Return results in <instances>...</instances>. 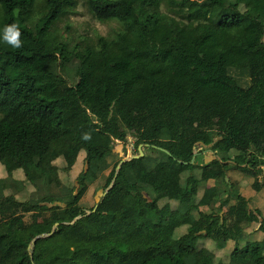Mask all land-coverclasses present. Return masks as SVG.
<instances>
[{
  "label": "trees",
  "instance_id": "16d2710c",
  "mask_svg": "<svg viewBox=\"0 0 264 264\" xmlns=\"http://www.w3.org/2000/svg\"><path fill=\"white\" fill-rule=\"evenodd\" d=\"M78 3L0 0V167L46 187L0 193V264H264V0H87L118 26L66 36ZM130 136L144 156L113 181L122 159L105 174L109 157L129 155ZM151 149L162 175L143 182L135 163L151 173Z\"/></svg>",
  "mask_w": 264,
  "mask_h": 264
},
{
  "label": "rangeland",
  "instance_id": "374dc122",
  "mask_svg": "<svg viewBox=\"0 0 264 264\" xmlns=\"http://www.w3.org/2000/svg\"><path fill=\"white\" fill-rule=\"evenodd\" d=\"M69 21L71 23V29L65 30V35L66 36H77V35H95L97 33L102 34V35H108V33H110L111 29H113L114 27H117L118 24L115 22H110V23H103L95 18H93L92 14L89 11V8L87 6V0H79L77 9H76V13L70 15L69 17ZM129 141L127 143V148H129V155L127 153L126 156H124L123 151L121 149V146H118L115 151L114 154L109 157V160L111 162V166L110 168H108L105 171V174H108L111 169L112 166L114 164L115 161H117L118 159H131L134 154L135 151H133V147L131 146V144L133 143L134 139L133 137H129ZM94 145L92 144L91 147H93ZM152 152V158L149 157V159L145 160V165H147L148 167H155V169L150 173V172H145V167L142 163H135V168L136 170H142V172H139V178L141 181L143 182H150L151 180L160 177L162 175V170L159 168V165L157 166V161H161V156L162 153L159 150H155V149H151ZM207 153L209 154V152L207 151ZM150 154V153H148ZM157 159V160H156ZM155 160V161H154ZM156 162V164H155ZM57 164L60 165L61 169H62V163L60 160L56 161ZM159 163V162H158ZM202 165V163H199ZM84 163L82 162V160L79 161V163L76 165V167H74L73 169H71V171L69 173H66L65 171L61 170V177L63 179V181L65 182H71L73 181L78 172L82 169ZM198 170V168H196ZM208 175H212L213 173L208 172ZM23 178H25L24 175H22ZM248 179H250L249 176L242 177V181L250 186V184L248 183ZM22 179H18L15 180L12 177L8 176L7 173L4 172V170L0 167V193L7 195L8 193H13V194H17V197H19L21 200H26L32 197H39L40 195L44 194L45 191V186L43 185H34L32 183L29 182H25V184H22L21 181ZM105 183V176H102L100 178H98L95 183L91 186V191L87 194L86 199H84V201L87 204V207L93 206L96 202H98L101 197H102V193H103V186ZM55 190H57V187H53ZM163 189L166 191H170L172 190L171 187L167 184L163 185ZM54 190V191H55ZM247 190H251V189H247ZM253 197H254V192L252 191ZM166 200H164L162 203H160L161 205H164ZM173 206H175V204L173 202H171ZM164 207H167V205H164ZM243 211V208H242ZM242 211L239 210L240 215H242ZM196 213V212H195ZM32 220L31 217L29 216V214H26V216L24 217V220H19V219H15L13 221L4 223L1 225V229H8V230H14L15 228H18L19 226H21L23 224L24 221H30ZM140 221L142 222V224H146L147 223V218H140ZM31 226L33 228H37L38 225L35 223H30ZM186 229L185 227L181 228L180 232H185ZM257 232V231H256ZM258 233V232H257ZM27 235L26 232L22 233L21 236L25 237ZM264 238V232H262L259 236V240H262ZM203 245L209 246V243L204 242ZM32 246V243L30 244V247ZM22 250L16 247H12L9 250V255L11 256H17V254L19 252H21ZM224 251L217 249L216 250V255L217 257H220L223 254ZM223 259L228 260V256L223 254L222 255Z\"/></svg>",
  "mask_w": 264,
  "mask_h": 264
},
{
  "label": "crops",
  "instance_id": "0c3cea01",
  "mask_svg": "<svg viewBox=\"0 0 264 264\" xmlns=\"http://www.w3.org/2000/svg\"><path fill=\"white\" fill-rule=\"evenodd\" d=\"M205 158H206V160H213L214 159V155H213L212 152H209V154L208 153L205 154ZM237 179H241V178L238 177ZM213 185H214V180L213 179L209 180L208 183H207V187H211ZM244 195L247 198H249V199H253V198L256 197V196L253 197L252 191L251 190H247V189L245 190V194ZM256 204L260 205V208L262 210H264V196L260 197V199L258 200V203H256Z\"/></svg>",
  "mask_w": 264,
  "mask_h": 264
},
{
  "label": "water",
  "instance_id": "95a60500",
  "mask_svg": "<svg viewBox=\"0 0 264 264\" xmlns=\"http://www.w3.org/2000/svg\"><path fill=\"white\" fill-rule=\"evenodd\" d=\"M138 150H139V154L131 156L132 158L139 159V158H142V157L144 156V151H143V145H142V144L139 145ZM126 160H127V159L124 158V159H122L121 162L119 163V165H118V167H117V172H116V174H115V176H114L113 181H114V180L116 179V177H117L118 171H119V169L121 168V164H122L123 162H125ZM113 181H112V183L110 184V186L108 187V189L104 192V194H103L104 196L107 194L108 190L112 187V185H113ZM97 207H98V204L95 205L93 211H95ZM79 217H80V216H79ZM77 218H78V217H77ZM77 218H76V219H77ZM76 219H75V220H76ZM75 220H74V221H75ZM74 221H73V222H74ZM58 225H59V223L56 224V226H58ZM41 236H45V234L39 235V236H37L36 238L41 237ZM36 238H35V239H36ZM35 239L32 241V246L34 245Z\"/></svg>",
  "mask_w": 264,
  "mask_h": 264
},
{
  "label": "clouds",
  "instance_id": "9594fccd",
  "mask_svg": "<svg viewBox=\"0 0 264 264\" xmlns=\"http://www.w3.org/2000/svg\"><path fill=\"white\" fill-rule=\"evenodd\" d=\"M13 29H15V38L13 43L15 44V46H19V40L17 39L20 36V32L17 26L13 25L9 28V31H12Z\"/></svg>",
  "mask_w": 264,
  "mask_h": 264
}]
</instances>
